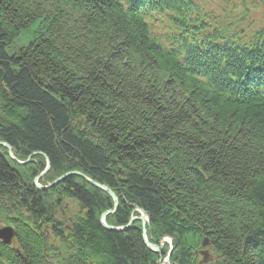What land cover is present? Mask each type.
Segmentation results:
<instances>
[{"label": "trees", "instance_id": "trees-1", "mask_svg": "<svg viewBox=\"0 0 264 264\" xmlns=\"http://www.w3.org/2000/svg\"><path fill=\"white\" fill-rule=\"evenodd\" d=\"M123 1L0 0V143L21 163L35 159L24 167L0 153V200L16 202L4 212L16 242L0 241V264H50V233L69 247L63 264H159L170 251L150 250L141 224L124 232L103 224L106 215L108 227H127L137 210L148 216L151 245L172 240V264H197L209 249L219 264H264V102L208 90H229L243 60L215 46L198 64V83L172 56L219 45L188 32L218 16L179 11L178 26L159 36L192 42L166 45ZM226 59L228 80L212 75ZM72 173L113 192L116 213L108 193ZM65 198L83 210L68 234L55 218Z\"/></svg>", "mask_w": 264, "mask_h": 264}, {"label": "rangeland", "instance_id": "rangeland-1", "mask_svg": "<svg viewBox=\"0 0 264 264\" xmlns=\"http://www.w3.org/2000/svg\"><path fill=\"white\" fill-rule=\"evenodd\" d=\"M217 1L220 2L221 0H217ZM31 38H32V32H28L25 35L21 36L20 39L13 45L12 51L17 52L18 50H20V48H23L24 46H26ZM214 41H215V39H214ZM212 60H215V58ZM222 67H223V65L218 66L219 71ZM253 81H255L254 78H253ZM0 153L8 156V158L10 160H12L13 162L18 163L19 165L24 166V167H26L27 165H29L30 163L35 161V159H31L32 162H30L31 160L27 161V163L19 162L17 160V157H16L15 153L13 152V150L12 149L8 150V148H6V146H5V144H2V143H0ZM47 168H48V164H47ZM49 169H50V167L48 168L47 171H45L44 173H42L39 176V178H41L40 180H42L45 177L44 175L49 171ZM38 181L39 180L37 177L34 180L35 186L43 188L42 185ZM12 203L16 204V202H14V201L10 202V199L5 198V199L0 200V231L5 229V228L10 227L8 224H6V215H4V212H7V210L8 211L11 210ZM20 210H21V212L25 213V210H23V209H20ZM82 213H83V210L81 209V207L78 205L77 202L65 198L63 200L62 208L58 209V211L56 212L55 218L57 221H59L63 224L64 230L68 234V232H70L72 224L74 223V220L77 217L81 216ZM134 218L142 219V220H138L136 222V223H139L141 225H142L143 220H149L146 218L144 219L143 215H141L139 212L137 213V216H135ZM103 222L106 224L105 218L103 219ZM148 224H149V221H147V223H146L147 227H148ZM48 238H49V245L51 246V248H54V250H55L53 253L48 254L49 263L50 264H63V261L67 260L68 254L70 252L68 245L67 246L63 245L61 243V241L53 235V233H50ZM15 242L16 241L14 238L10 245L4 244V243L3 244L10 247V246H13L15 244ZM159 248L160 249L166 248L170 252H172V250H173L172 240L169 238H164L161 241ZM205 250H207V249H202V251H205ZM215 255H216V253H214L211 249H209V250H207L205 256L200 255L202 258L199 259V262L197 264H209L210 260H211V263H213L215 261ZM170 256L167 257L164 261L159 262V264H172L170 261ZM204 257H205V259H204ZM218 264H219V262H218Z\"/></svg>", "mask_w": 264, "mask_h": 264}, {"label": "bare ground", "instance_id": "bare-ground-1", "mask_svg": "<svg viewBox=\"0 0 264 264\" xmlns=\"http://www.w3.org/2000/svg\"><path fill=\"white\" fill-rule=\"evenodd\" d=\"M154 1H156V0H154ZM160 3H162L164 6L165 5H170L172 8H174V12H179V11H184V12H186L185 10L188 8V7H196V3H195V1L196 0H174V1H171V2H169V0H158ZM168 3H170V4H168ZM218 7V8H217ZM217 7H215V16H224V15H226L228 12H229V9H228V6H226V5H224V4H218L217 5ZM204 10H206V12H204L203 13V15H201L202 16V18H204L208 13H210V12H212V13H214V9L213 8H211V7H206ZM249 10V11H248ZM198 11L199 10H197V9H194V12L195 13H198ZM254 11H255V9H254V7L253 6H248V5H245L241 10H239V11H237V13L238 14H242V13H244V12H246V13H250V14H252L255 18H256V20H259L257 17L259 16V15H257L256 13H254ZM200 12V11H199ZM241 16V15H240ZM264 17V16H263ZM236 22H238L237 20H236ZM233 22H228V23H224L222 26H221V29L222 30H227V29H229L227 26L228 25H230V24H232ZM202 25H205V24H202ZM201 25V26H202ZM157 38V40H160V42L161 43H163V44H166V45H171V44H174L173 42H177V41H180V40H182L183 38L185 39L186 38V34L185 33H179V34H176V35H173V36H171V37H165V38H160V37H156ZM187 54H186V52L185 51H183L182 49H180V50H177V51H175L174 53H173V56L172 57H175V56H177V57H179L180 59L182 58V57H184V56H186ZM183 63H185L184 62V60L182 61ZM182 64V63H181ZM183 65V64H182ZM217 71H219V70H217ZM215 72V70H211V73H212V75H216V74H218V75H221V76H224L225 77V79H227L228 80V78H227V76H225V75H223V74H221V73H219V72ZM187 72H190V73H192V74H195V75H197V73L195 72V71H193V70H185L184 71V73H187ZM187 76H188V73H187ZM213 95H215V93L213 94ZM230 101H233V102H237V99H235V98H231L230 99ZM82 178V177H81ZM40 179L41 178H39L38 177V182H40ZM88 181H89V179H87ZM37 182V181H36ZM139 212V211H138ZM137 212V213H138ZM146 219H148V218H146ZM146 221V223H147V221H149V220H145ZM146 227H147V225H146Z\"/></svg>", "mask_w": 264, "mask_h": 264}, {"label": "water", "instance_id": "water-1", "mask_svg": "<svg viewBox=\"0 0 264 264\" xmlns=\"http://www.w3.org/2000/svg\"><path fill=\"white\" fill-rule=\"evenodd\" d=\"M5 146H6V148H8V150H11V148H10L9 146H7L6 144H5ZM49 167H50V165H49V163H48V168H49ZM69 175H71V176H73V175H77V176H79V177H82V178L86 179L85 176L80 175V174H76V173H72V174H69ZM66 177H67V176H65L64 178L58 180V181H57L55 184H53L52 186H54V185L60 183V182L63 181ZM86 180H87V179H86ZM88 182H90L94 187H96V188H98V189H100V190H103L104 192L108 193V194L111 196V198H112V199L114 200V202H115V210L112 211V212H110V213H111V214H115V213H116V210H117V208H118V205H119V199L114 195V193L111 192L108 188H106V187H104V186H101V185H99V184H97V183H94V182H91V181H88ZM38 188H39V189H45V190H46V188H41V187H38ZM137 211H139V213H140L141 215H143V218H144V219H145V218H148L147 214H146L144 211H142V210H137ZM105 216H106V215H105ZM105 216L103 217V219L105 218ZM138 220H142V219H139V218H132L130 224H129L127 227L120 228V229H116V228L108 227L104 222H103V224H104V226L106 227V229H108V230L124 232V231H128L129 229H131V228H132V225H133L134 223H136ZM142 230H143V235H144V238H145V242H146L147 247H148L150 250H152L153 252H155V253H157V254H159V255L162 254V249H160L158 246L151 245V244L148 242V240H147V228H146V221H145V220L142 221ZM14 238H15V230H14L12 227H8V228H5V229H3V230L0 231V241H1L2 243L7 244V245H10V244L12 243V241H13ZM207 246H208V242L204 243V248H206ZM172 251H173V250H172ZM170 255H171V252H170ZM201 255H202V256H203V255L205 256V255H206V252H202Z\"/></svg>", "mask_w": 264, "mask_h": 264}, {"label": "flooded vegetation", "instance_id": "flooded-vegetation-1", "mask_svg": "<svg viewBox=\"0 0 264 264\" xmlns=\"http://www.w3.org/2000/svg\"><path fill=\"white\" fill-rule=\"evenodd\" d=\"M219 262V258L215 255V264Z\"/></svg>", "mask_w": 264, "mask_h": 264}]
</instances>
